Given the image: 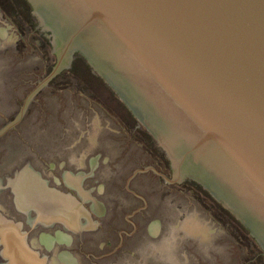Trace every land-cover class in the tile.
I'll list each match as a JSON object with an SVG mask.
<instances>
[{
  "label": "flooded vegetation",
  "instance_id": "1",
  "mask_svg": "<svg viewBox=\"0 0 264 264\" xmlns=\"http://www.w3.org/2000/svg\"><path fill=\"white\" fill-rule=\"evenodd\" d=\"M32 55L11 71L23 79L0 81V264H198L221 237L232 255L206 264H248V240L264 264L248 228L197 181L174 179L165 150L78 54L44 83L52 32L28 0H0V58ZM93 76L113 127H39L64 83Z\"/></svg>",
  "mask_w": 264,
  "mask_h": 264
},
{
  "label": "water",
  "instance_id": "2",
  "mask_svg": "<svg viewBox=\"0 0 264 264\" xmlns=\"http://www.w3.org/2000/svg\"><path fill=\"white\" fill-rule=\"evenodd\" d=\"M28 1L54 37L44 83L85 57L174 179L203 185L264 253V0Z\"/></svg>",
  "mask_w": 264,
  "mask_h": 264
},
{
  "label": "rangeland",
  "instance_id": "3",
  "mask_svg": "<svg viewBox=\"0 0 264 264\" xmlns=\"http://www.w3.org/2000/svg\"><path fill=\"white\" fill-rule=\"evenodd\" d=\"M34 57L27 56L26 58L23 57H7V58H0V81L6 79H23L24 78V71L12 73V70H16L19 68H23L25 66H30L32 63H36L34 61ZM79 60V64L86 65V63ZM87 66V65H86ZM89 69V68H88ZM90 71V70H89ZM48 72L45 77L49 74ZM39 78V77H38ZM42 79V78H41ZM96 77L93 76L92 80L89 79L88 81L81 79L78 77L75 83H70L68 86L64 83L63 89L65 91L61 92L59 96L54 97V100H49L50 107L53 108L55 111V119L50 120L49 118L39 119L38 122L40 123L39 127L45 128L48 130L51 127L53 129H58V127L62 130L66 128H84V127H113L110 124H107V116L102 115L103 110L99 108V106L95 103L97 101V97H102L100 92L101 88L103 87L102 80L95 81ZM92 87L93 94L90 93V88L87 86ZM75 88L77 89V93L74 92ZM80 90L82 92H80ZM74 92V93H73ZM106 92V91H105ZM111 95V94H110ZM109 93L107 98L110 97ZM83 96V97H82ZM97 96V97H96ZM105 97V95H104ZM41 117V116H40ZM100 120V121H99ZM195 210L200 215L203 211L200 207L195 208L193 205H190V211ZM204 214V213H203ZM202 214V215H203ZM218 241V240H216ZM219 244L215 243L219 247L215 250H211L207 252L208 254H198L195 258L198 264H206V259L202 258L203 256H208V262L212 263L213 260L215 263L216 260L219 259V254H221V260L223 261L224 257L228 258L232 255V251L229 244V239L221 237L218 241ZM236 244L240 245L241 241L236 239ZM217 247V246H216ZM255 247H251V241L248 240V264H255L252 260L256 254H258V250ZM260 252V251H259ZM193 256V255H192ZM218 257V258H217ZM207 258V257H206ZM220 260V261H221ZM206 262V263H205Z\"/></svg>",
  "mask_w": 264,
  "mask_h": 264
},
{
  "label": "trees",
  "instance_id": "4",
  "mask_svg": "<svg viewBox=\"0 0 264 264\" xmlns=\"http://www.w3.org/2000/svg\"><path fill=\"white\" fill-rule=\"evenodd\" d=\"M79 55V58L80 59H82L88 66H90V64L88 63V61L86 60V58L85 57H83L82 55H80V54H78ZM90 68H91V66H90ZM99 76V75H98ZM100 78L105 82V80L100 76ZM106 83V82H105ZM107 84V83H106ZM107 86H109L108 84H107ZM109 88H111L110 86H109ZM112 90V89H111ZM114 92V91H113ZM115 93V92H114ZM116 94V93H115Z\"/></svg>",
  "mask_w": 264,
  "mask_h": 264
}]
</instances>
